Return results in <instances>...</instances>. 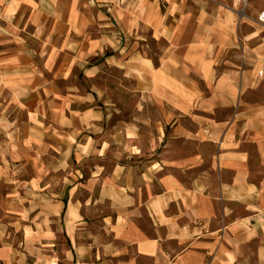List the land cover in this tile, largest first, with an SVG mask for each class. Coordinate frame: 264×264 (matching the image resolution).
I'll list each match as a JSON object with an SVG mask.
<instances>
[{"label":"crops","instance_id":"crops-1","mask_svg":"<svg viewBox=\"0 0 264 264\" xmlns=\"http://www.w3.org/2000/svg\"><path fill=\"white\" fill-rule=\"evenodd\" d=\"M188 1L140 16L166 50L140 55L145 109L115 121L72 107L96 93L73 71L115 54L94 4L0 0V264H58V234L70 264H264V30Z\"/></svg>","mask_w":264,"mask_h":264},{"label":"rangeland","instance_id":"rangeland-1","mask_svg":"<svg viewBox=\"0 0 264 264\" xmlns=\"http://www.w3.org/2000/svg\"><path fill=\"white\" fill-rule=\"evenodd\" d=\"M84 1L86 4H94V8L97 10L98 15L104 20V22L94 24L95 28L93 29L95 30L97 28V33L105 37L101 38V44L104 45L109 42V44L113 45L115 54L113 57H109L107 56L108 50L103 49L100 55L88 60V63L95 62L99 65L96 75L92 80H88L81 71H73L75 77L72 80H83L84 82L81 93H93L91 89L95 90L96 93H93L95 97L92 103H78L73 104L72 107L73 109H81L88 105H94L102 112L117 113L112 116V118H115V121H120L124 116L129 118L131 115L135 114L138 109L142 108L141 105L143 104L141 103L139 95L141 94V90H147V88L144 87V89H141L139 86L141 72L136 63L141 61L140 55L143 57L150 56L156 59L158 55H162L166 50V42L158 34L156 25L151 22L147 24V22L140 21V16L144 14V20L148 21L147 17H149L150 20L153 16L161 15L167 7V0ZM215 1L218 5H222L220 7L218 6V8L222 10H230L231 7H233V0H225V2L224 0ZM250 1L251 0H248V2ZM183 3L185 8H188L189 1L183 0ZM97 4L99 5L97 6ZM141 4H144V9H142V12H139V6H141ZM240 6L237 10H239ZM244 13L246 16L242 15L241 12L238 13L240 20H244L264 30V26L258 24L254 20L256 19V15H250L247 12V8ZM46 27H50L53 31L60 30V24L56 23L47 24ZM131 55L132 57L136 56L139 58L137 61H133L131 66L132 75H128L129 72L126 71L125 73L123 64L126 63ZM73 82L75 83V81ZM142 109H145V107ZM99 219L98 217H94V219L90 221L98 226ZM94 228L99 230L98 227ZM88 233H90L88 235H91L94 231L90 229ZM97 233H100V231H97ZM55 242L56 246L53 247V250L56 257H58L57 263L70 264L61 259L64 255L62 251L66 247V240L63 238V235L58 234Z\"/></svg>","mask_w":264,"mask_h":264},{"label":"built area","instance_id":"built-area-1","mask_svg":"<svg viewBox=\"0 0 264 264\" xmlns=\"http://www.w3.org/2000/svg\"><path fill=\"white\" fill-rule=\"evenodd\" d=\"M241 6L239 8V10H236V12L240 13L244 16L245 13V9H246V6H247V0H236ZM237 13V14H238ZM256 19H254L258 24H261L262 26H264V8H262L257 14H256ZM252 19V18H251ZM253 20V19H252Z\"/></svg>","mask_w":264,"mask_h":264}]
</instances>
